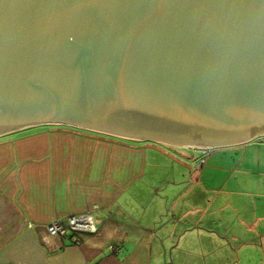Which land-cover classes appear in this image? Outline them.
Here are the masks:
<instances>
[{
  "label": "water",
  "instance_id": "1",
  "mask_svg": "<svg viewBox=\"0 0 264 264\" xmlns=\"http://www.w3.org/2000/svg\"><path fill=\"white\" fill-rule=\"evenodd\" d=\"M44 125L203 151L264 139V0H0V136Z\"/></svg>",
  "mask_w": 264,
  "mask_h": 264
},
{
  "label": "crops",
  "instance_id": "2",
  "mask_svg": "<svg viewBox=\"0 0 264 264\" xmlns=\"http://www.w3.org/2000/svg\"><path fill=\"white\" fill-rule=\"evenodd\" d=\"M19 135L0 136V264H167L173 234L186 230L172 209L179 158L76 131ZM155 169L177 173L159 183ZM85 213L96 234H48L53 220Z\"/></svg>",
  "mask_w": 264,
  "mask_h": 264
},
{
  "label": "rangeland",
  "instance_id": "3",
  "mask_svg": "<svg viewBox=\"0 0 264 264\" xmlns=\"http://www.w3.org/2000/svg\"><path fill=\"white\" fill-rule=\"evenodd\" d=\"M54 130L92 134L127 146H144V143L57 125L28 128L6 136ZM151 145L161 148L162 152H167L175 159L179 158L183 163L178 172L183 180V189L173 190L172 209L175 227L178 213L184 214L186 222L182 227L186 230L182 229L176 236V232L173 234L175 243L168 248L166 263H264V139L210 151ZM158 160V165L169 164L163 157ZM154 171V179L149 172L147 175L159 183L171 179L177 173V170L169 171L167 178L168 171ZM191 226L199 228L192 230ZM166 231L171 233L170 227ZM219 242L223 245L218 246Z\"/></svg>",
  "mask_w": 264,
  "mask_h": 264
},
{
  "label": "built area",
  "instance_id": "4",
  "mask_svg": "<svg viewBox=\"0 0 264 264\" xmlns=\"http://www.w3.org/2000/svg\"><path fill=\"white\" fill-rule=\"evenodd\" d=\"M97 231L95 219L89 213L71 215L63 220L55 219L47 226L49 235L63 239H69L73 234H96Z\"/></svg>",
  "mask_w": 264,
  "mask_h": 264
}]
</instances>
